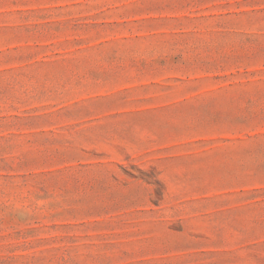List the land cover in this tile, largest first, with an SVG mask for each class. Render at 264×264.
Wrapping results in <instances>:
<instances>
[{
  "label": "rangeland",
  "instance_id": "obj_1",
  "mask_svg": "<svg viewBox=\"0 0 264 264\" xmlns=\"http://www.w3.org/2000/svg\"><path fill=\"white\" fill-rule=\"evenodd\" d=\"M0 264H264V0H0Z\"/></svg>",
  "mask_w": 264,
  "mask_h": 264
}]
</instances>
